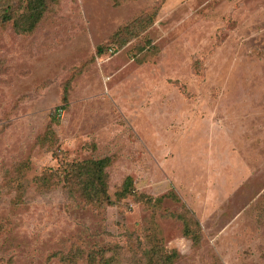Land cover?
<instances>
[{
  "label": "rangeland",
  "instance_id": "obj_1",
  "mask_svg": "<svg viewBox=\"0 0 264 264\" xmlns=\"http://www.w3.org/2000/svg\"><path fill=\"white\" fill-rule=\"evenodd\" d=\"M27 2L0 0V264H264V0H43L25 31ZM105 157L108 198L71 194Z\"/></svg>",
  "mask_w": 264,
  "mask_h": 264
},
{
  "label": "trees",
  "instance_id": "obj_2",
  "mask_svg": "<svg viewBox=\"0 0 264 264\" xmlns=\"http://www.w3.org/2000/svg\"><path fill=\"white\" fill-rule=\"evenodd\" d=\"M28 15L25 19L27 25H23L22 30L31 29L37 22L38 18L42 14L43 0H28ZM108 164V158H102L98 160L91 161H81L75 163L74 165H67L62 169L64 171V177H72L74 175L80 177L79 186L74 184L68 185V190L72 194L73 192H79L82 197L87 200V202H92L95 200L103 201L107 199V194L105 190V178H104V168ZM75 176V177H76ZM73 178V177H72ZM128 180V178H127ZM129 181H125L121 194H124L128 189Z\"/></svg>",
  "mask_w": 264,
  "mask_h": 264
}]
</instances>
